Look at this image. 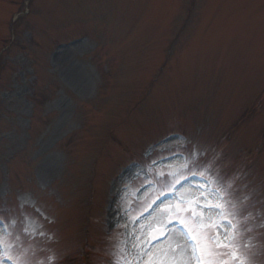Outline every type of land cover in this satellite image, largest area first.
<instances>
[{
    "label": "rangeland",
    "instance_id": "1",
    "mask_svg": "<svg viewBox=\"0 0 264 264\" xmlns=\"http://www.w3.org/2000/svg\"><path fill=\"white\" fill-rule=\"evenodd\" d=\"M176 220L264 264V0H0V264H195Z\"/></svg>",
    "mask_w": 264,
    "mask_h": 264
},
{
    "label": "bare ground",
    "instance_id": "2",
    "mask_svg": "<svg viewBox=\"0 0 264 264\" xmlns=\"http://www.w3.org/2000/svg\"><path fill=\"white\" fill-rule=\"evenodd\" d=\"M96 225H97V222H96ZM171 240L172 242L174 241V236L171 237ZM179 261L183 264H186L187 263V257H186V254H185V250H181L180 253H179Z\"/></svg>",
    "mask_w": 264,
    "mask_h": 264
}]
</instances>
